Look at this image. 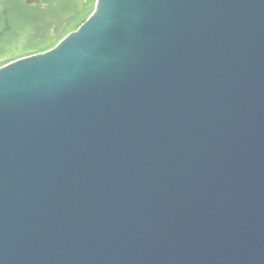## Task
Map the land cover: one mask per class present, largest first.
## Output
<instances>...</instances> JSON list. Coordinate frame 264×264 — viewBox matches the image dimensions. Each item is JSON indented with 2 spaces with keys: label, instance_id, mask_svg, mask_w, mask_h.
I'll list each match as a JSON object with an SVG mask.
<instances>
[{
  "label": "water",
  "instance_id": "obj_1",
  "mask_svg": "<svg viewBox=\"0 0 264 264\" xmlns=\"http://www.w3.org/2000/svg\"><path fill=\"white\" fill-rule=\"evenodd\" d=\"M0 264H264V0H97L0 68Z\"/></svg>",
  "mask_w": 264,
  "mask_h": 264
},
{
  "label": "flooded vegetation",
  "instance_id": "obj_2",
  "mask_svg": "<svg viewBox=\"0 0 264 264\" xmlns=\"http://www.w3.org/2000/svg\"><path fill=\"white\" fill-rule=\"evenodd\" d=\"M90 2L93 4L94 10L97 0H0V40L10 30L29 23L48 29L50 31L49 39L51 41L49 43L44 42V47L34 50L39 51L48 46L39 52H31L30 54H21L19 56L10 55L0 58V68L21 58L44 53L52 49L63 38L72 33L71 24L73 23L74 16L82 12L80 10L82 4L84 8ZM59 31H69V33H66L63 38L58 40L60 37ZM56 41L59 42L57 43ZM4 49L5 46L0 45V51Z\"/></svg>",
  "mask_w": 264,
  "mask_h": 264
},
{
  "label": "rangeland",
  "instance_id": "obj_3",
  "mask_svg": "<svg viewBox=\"0 0 264 264\" xmlns=\"http://www.w3.org/2000/svg\"><path fill=\"white\" fill-rule=\"evenodd\" d=\"M83 5V4H82ZM81 5V13L79 15L74 16L73 23L70 25L72 27L71 31H76L83 22L87 20V18L93 13V4L90 2L84 8ZM61 39L66 33L69 31H59ZM50 31L42 26H35V24L25 23L23 26L12 29L8 32V34L0 40V45L5 46L3 51H0V58L6 56H19L21 54H30L31 52H39L43 49H46V46L39 51H34L35 49H39L44 47V42H51L49 39ZM57 42V41H56ZM59 42V41H58ZM57 42V43H58ZM56 43V44H57ZM53 46V45H52ZM50 47V46H49Z\"/></svg>",
  "mask_w": 264,
  "mask_h": 264
},
{
  "label": "trees",
  "instance_id": "obj_4",
  "mask_svg": "<svg viewBox=\"0 0 264 264\" xmlns=\"http://www.w3.org/2000/svg\"><path fill=\"white\" fill-rule=\"evenodd\" d=\"M73 32V31H72Z\"/></svg>",
  "mask_w": 264,
  "mask_h": 264
}]
</instances>
